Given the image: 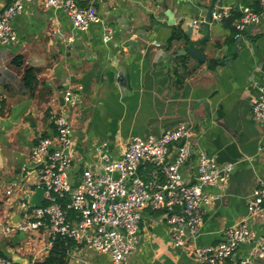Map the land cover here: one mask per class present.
<instances>
[{
	"label": "crops",
	"instance_id": "obj_1",
	"mask_svg": "<svg viewBox=\"0 0 264 264\" xmlns=\"http://www.w3.org/2000/svg\"><path fill=\"white\" fill-rule=\"evenodd\" d=\"M10 1L0 0V15ZM44 1L24 3L13 20L16 43L0 47V97H6L0 111V227L14 222L22 195L32 199L39 188L34 186L37 171L25 178L24 169L35 168L31 152L39 138L56 134L51 114L65 111L73 128V188L84 171L100 170L96 148L102 142H108L106 153L120 160L131 139L159 137L182 123L191 126L194 147L187 178L197 174L200 153L235 163L227 185L207 188L218 198L204 207L195 242L197 247L218 245L226 229L248 216V199L264 180L262 125L253 120L250 102L264 83V17L230 44L225 42L229 32L213 16L242 0L97 2L101 22L86 32H77L64 11L45 7ZM77 2L88 6L86 0ZM212 7L210 37L196 43L206 34L203 23ZM182 18L187 25L200 24L191 37ZM106 27L114 32L110 43L103 40ZM191 47L205 59L178 55ZM66 90L73 93L70 104L64 103ZM176 152L172 148L169 162ZM142 214V246L133 264H197L191 245H174L162 212L145 209ZM32 236L27 245L23 234L0 233V253L45 261L46 237ZM262 236L264 213L250 218L248 242L228 264L248 258ZM67 257L68 264H113L111 255L76 243Z\"/></svg>",
	"mask_w": 264,
	"mask_h": 264
},
{
	"label": "built area",
	"instance_id": "obj_2",
	"mask_svg": "<svg viewBox=\"0 0 264 264\" xmlns=\"http://www.w3.org/2000/svg\"><path fill=\"white\" fill-rule=\"evenodd\" d=\"M35 0H12L0 15V47L16 43L18 37L13 20L24 10V3ZM82 7L77 0H45L44 6L60 9L69 17L77 32H86L92 24H99L96 3H114L120 0H86ZM264 11V0H261ZM243 16L236 23L238 38L250 26L258 25L263 17L247 7H240ZM230 9L214 14L213 20L221 22L229 16ZM194 27L200 24L193 22ZM105 43L114 40V32L106 27ZM157 47L158 43H154ZM264 80V75H263ZM6 97H0V111ZM64 103L73 101L71 90L64 92ZM251 113L254 121L262 125L264 139V83L258 86V94L251 98ZM51 120L55 136L40 137L31 152V161L37 170L34 186L44 189L40 207L31 205L30 196L22 195L16 204L20 220L2 225L0 233L5 236L33 233L45 236V250L49 254L58 238L67 243L84 245L96 253L109 254L113 264H125L139 243L138 231L142 212H162L169 226V235L177 247H193L197 264H228L240 246L248 242L250 218L264 213V180L260 181L248 199V216L237 225L226 229L218 245L197 247L206 215L205 206H210L218 196L207 192L208 187H224L228 184L235 163H220L215 157L200 153L197 174L191 183L185 175V166L194 154L191 142V126L186 123L163 133L159 137H135L128 143L120 160L112 159L106 152L108 142H102L96 152L100 156V170H86L78 185H71L73 157L70 149L73 128L65 111L53 112ZM177 152L169 162L172 148ZM142 171L146 174L143 175ZM43 232V233H40ZM27 235V236H26ZM29 251V247H25ZM72 247L67 251L70 256ZM264 258V236L253 246L250 256L240 264H257ZM28 264H44V260L28 259ZM0 264L15 263L7 256L0 257ZM79 264H88L81 262Z\"/></svg>",
	"mask_w": 264,
	"mask_h": 264
},
{
	"label": "trees",
	"instance_id": "obj_3",
	"mask_svg": "<svg viewBox=\"0 0 264 264\" xmlns=\"http://www.w3.org/2000/svg\"><path fill=\"white\" fill-rule=\"evenodd\" d=\"M11 3V1H10ZM247 7L251 11L262 14L264 11L261 7V0H242L241 4L230 8L229 16L225 17L221 23L227 32H229V36L226 39V43L233 44L236 42L238 38L239 32L236 29V23L241 19L243 16V12L241 11L240 7ZM243 35V34H242ZM221 44H217L220 46ZM182 83V82H181ZM2 206V202L0 200V207ZM74 245L73 242L67 243L62 238H58L54 243L53 248L51 249L48 257L45 259L44 264H68V257L67 251ZM5 257V254L0 253V257Z\"/></svg>",
	"mask_w": 264,
	"mask_h": 264
},
{
	"label": "water",
	"instance_id": "obj_4",
	"mask_svg": "<svg viewBox=\"0 0 264 264\" xmlns=\"http://www.w3.org/2000/svg\"><path fill=\"white\" fill-rule=\"evenodd\" d=\"M212 11H213V7L209 10V12L207 13V17H206V21L203 23V26H204V30L206 31V34L201 38L199 39L198 41H196V43H203L205 42L206 40L209 39L210 37V24H211V15H212ZM169 17H171L170 14H167ZM181 22H183V26L186 27V32H185V35L187 37H191L192 34H193V31H194V24L193 23H190V25H187L185 23V19L182 18L181 19ZM176 24V21L175 22H172L171 25H174ZM240 40V38H239ZM132 45L136 44L134 41H131L130 42ZM186 55V54H191L192 56L198 58V59H201V60H204L205 57L203 55H200L197 50L194 48V47H191L188 51H179L178 52V55ZM43 167V165H40L38 167H35V168H30V167H26L24 169V172H23V176L26 178L28 176V174L30 173H33V172H36L38 169H41ZM192 181V177H188V180L186 182V185H188L189 183H191ZM43 198H44V189L43 188H37L32 196V199H31V205L33 207H40L41 204H42V201H43ZM20 220V217L17 216V217H14V221H18ZM142 246V242L137 246L135 252L133 253L132 257H131V260H130V264H133L135 259H136V256L137 254L139 253L140 251V248ZM13 261L15 263H25V264H28V260L26 259H20V257L18 259H16L15 257L12 258Z\"/></svg>",
	"mask_w": 264,
	"mask_h": 264
}]
</instances>
